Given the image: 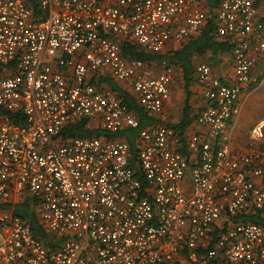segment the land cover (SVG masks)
Masks as SVG:
<instances>
[{
    "label": "built area",
    "instance_id": "1",
    "mask_svg": "<svg viewBox=\"0 0 264 264\" xmlns=\"http://www.w3.org/2000/svg\"><path fill=\"white\" fill-rule=\"evenodd\" d=\"M35 7V8H34ZM203 0H0V264H264V116L241 148L230 121L264 54V22L253 0H220L215 32L232 45L233 82L195 67L207 104L188 136L165 123L124 138L74 136L69 123L116 132L138 128L110 89V74L158 117L172 71L122 53L127 37L161 52L207 20ZM254 39V40H253ZM29 197L39 238L14 214ZM239 217V219H237ZM244 218L243 219H241ZM50 233H54L50 234Z\"/></svg>",
    "mask_w": 264,
    "mask_h": 264
},
{
    "label": "trees",
    "instance_id": "2",
    "mask_svg": "<svg viewBox=\"0 0 264 264\" xmlns=\"http://www.w3.org/2000/svg\"><path fill=\"white\" fill-rule=\"evenodd\" d=\"M208 6L207 20L204 25L198 29V31L192 36L188 37L181 43L172 46L168 50L161 52H148L145 51L139 44L133 40L124 37L120 40V46L122 53L128 57H137L146 61L147 64L155 66L160 63L161 60H166L173 69H181L183 73L184 81L187 83L190 79V75L193 70V59L195 55H202L208 49L212 52L218 50L232 51L231 43L226 39H221L215 32V12L220 0H204ZM254 5L255 1L253 0ZM35 8V7H34ZM175 78V75H174ZM90 82L101 89H110L125 103L129 109H131L139 120L138 128H124L116 132H109L101 130L94 126H89V122L85 119L72 122L64 126L61 130L59 137L61 140H68L74 136H96L101 138H124L130 147L131 154L134 155L136 147L137 132L139 128H142L148 124L156 123L157 117L147 113L137 102L134 93L129 87H125L123 84L115 80L110 74H103L101 71L94 72L91 75ZM200 111V110H199ZM199 111L192 112L187 101H185L181 118L176 123H168L169 126L179 130L182 137L185 138V130L190 125L192 120L195 119ZM35 202L29 197H26L22 202L13 205H2L4 208H11L13 213L18 215L26 223H28L33 232L39 238L47 241L48 233L39 224L38 218L35 214ZM259 224H264V219L256 216L246 217ZM239 219V217L237 218ZM244 220V218L241 217ZM48 246L55 244L47 241Z\"/></svg>",
    "mask_w": 264,
    "mask_h": 264
},
{
    "label": "crops",
    "instance_id": "3",
    "mask_svg": "<svg viewBox=\"0 0 264 264\" xmlns=\"http://www.w3.org/2000/svg\"><path fill=\"white\" fill-rule=\"evenodd\" d=\"M255 6L259 15L262 16L264 22V0H254ZM204 8L208 9V6L205 4L203 0ZM224 39L220 37V40ZM254 40V39H253ZM183 42V41H182ZM181 43V42H180ZM178 43L170 42L165 48V51L171 48L172 46L177 45ZM251 54L256 57V62L251 68V83L248 88L243 89L242 93L239 97V112L233 117V119L229 122L231 125L230 135L232 139V146L235 149L241 148L243 144L246 142L247 134H244L242 131V126H238V121L243 112L244 102L252 97V94L258 88V86L264 81V54H257L253 50ZM161 62V61H160ZM208 63L212 67L213 71H215L224 82H233V57L232 52L218 50L216 52H212L211 50H207L202 55H195L193 59V70L190 75L189 81L186 83L183 78L182 70L173 69L170 66L172 71V80L169 85L170 97L169 100L165 103L163 112L157 117V121L160 123H176L179 121L182 115V110L187 101L190 106L192 112L201 110L206 104L207 101L202 94L201 85L197 79V75L195 72V67L199 63ZM169 64V63H168ZM156 73L161 70L160 63L152 66ZM175 75V78H174ZM119 82V81H118ZM121 83V82H120ZM122 84V83H121ZM127 87L125 84H123ZM174 100L182 101L181 111L179 114L175 115L172 118ZM262 117L257 118L254 124L261 119ZM253 124V125H254ZM198 129V125L195 120H192L190 125L185 130V135L188 136L190 133Z\"/></svg>",
    "mask_w": 264,
    "mask_h": 264
},
{
    "label": "rangeland",
    "instance_id": "4",
    "mask_svg": "<svg viewBox=\"0 0 264 264\" xmlns=\"http://www.w3.org/2000/svg\"><path fill=\"white\" fill-rule=\"evenodd\" d=\"M170 91V90H169ZM181 104L179 100H174V107L172 118L181 111ZM264 116V81L258 86L252 97L244 102L243 112L238 121V126H242V131L247 134L252 128L254 122L259 117ZM35 210V209H34ZM53 234L54 233H50Z\"/></svg>",
    "mask_w": 264,
    "mask_h": 264
}]
</instances>
